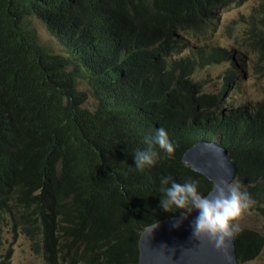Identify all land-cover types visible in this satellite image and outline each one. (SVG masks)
Listing matches in <instances>:
<instances>
[{"label":"trees","instance_id":"1","mask_svg":"<svg viewBox=\"0 0 264 264\" xmlns=\"http://www.w3.org/2000/svg\"><path fill=\"white\" fill-rule=\"evenodd\" d=\"M222 2L121 0L115 8L117 0H0V230L12 219L30 225L25 234H38L45 264H137L141 231L183 211L160 207L162 189L170 187L162 179L195 180L201 196L210 191L211 183L181 161L201 140L227 150L237 165L234 183L264 221V98L251 107L225 103L228 80L240 71L234 51L196 50L194 60L179 56L162 74L147 60L156 43L170 44L174 30L180 36L213 28ZM135 4L144 6L141 22L126 14ZM32 16L62 53L37 44ZM251 20L253 35L248 30L244 41L261 54L264 73V17ZM139 50L142 67H133ZM223 63L228 79L220 94L192 82L196 68ZM79 79L96 100L92 110L82 107L87 96L77 90ZM159 128L173 155L154 145L156 162L137 169L135 153ZM234 238L236 261L245 264L264 250V222L260 231L241 229ZM94 248L99 258L88 257ZM77 253H84L82 263Z\"/></svg>","mask_w":264,"mask_h":264},{"label":"rangeland","instance_id":"2","mask_svg":"<svg viewBox=\"0 0 264 264\" xmlns=\"http://www.w3.org/2000/svg\"><path fill=\"white\" fill-rule=\"evenodd\" d=\"M113 5L117 8L121 5V0H117V3ZM165 9H168V7ZM253 13L258 18L264 17V0H239L236 7L232 4H227L223 9L218 10L215 30L210 34L211 39H207V42L211 46L215 45L227 48L228 50L231 49L230 52L235 49V56H237V59H240V62L236 66L239 65L242 71L235 80H229V92L226 97L233 99L236 105L249 107L255 106V104H258L264 98V73H262L261 65L250 58L251 55L247 52L249 49H244L242 48V43L239 44L237 26L240 25L241 15L251 16ZM27 22L29 27L36 32L37 44L46 53L54 55L62 53V46L47 31L48 29H46L41 20L32 16L27 19ZM202 42H205V39L201 36L189 38L186 40V43L182 40L181 44H186L184 46V54L187 52V45L195 47ZM226 64L218 66L210 65L207 70L203 68L196 70L194 77L197 81H200L207 94L213 95L217 90L221 89L222 80L220 81V78L222 79L226 73L228 67ZM255 69L259 75H254ZM77 90L86 92L87 100L85 101V108L94 109L96 100L90 93L89 87L81 79L78 80ZM238 223L240 229H252L256 231L261 230L263 225L262 219L256 214L252 205L245 211ZM44 224L50 226V222ZM29 226L23 227V222L14 219L5 223V226L0 230V237H2V242L0 243V264H45L46 257L43 249L41 250L39 247L38 234H25L29 230ZM37 228L42 230L44 227L39 224ZM82 242L90 245L85 238H83ZM91 251L88 256L89 258H93L98 254L96 248L94 250L91 249ZM83 254H74L77 262H83ZM96 258H99V254ZM49 264H54V260L50 259ZM246 264H264V251L257 259Z\"/></svg>","mask_w":264,"mask_h":264},{"label":"clouds","instance_id":"3","mask_svg":"<svg viewBox=\"0 0 264 264\" xmlns=\"http://www.w3.org/2000/svg\"><path fill=\"white\" fill-rule=\"evenodd\" d=\"M226 1L234 7L239 2V0ZM143 9L144 6L141 4L127 6L128 19L141 22L144 12H138ZM187 47L190 48V51L194 50L193 46L187 45ZM229 55L232 56V54ZM254 75H259L256 69ZM256 108L259 109V107ZM146 143L147 147L142 151L138 150L134 155L137 169L143 170L146 166H152L156 162L158 153L154 145L158 146L168 157L174 153V145L163 128L157 129L155 136ZM161 183L163 185L170 183V187L162 189L164 197L161 199L160 207L166 212H171V207L175 206L183 210L181 213L184 218H187V214H190L193 209H198L199 214L192 223V236L201 242L206 239L217 251L226 250L228 242L241 230L238 221L251 206L250 194L247 191H242L238 184L228 180H221L216 185L215 193L211 198L199 194L197 190L198 181L195 180L180 184L172 180L171 177H164ZM70 241L73 242L74 240L70 237Z\"/></svg>","mask_w":264,"mask_h":264},{"label":"bare ground","instance_id":"4","mask_svg":"<svg viewBox=\"0 0 264 264\" xmlns=\"http://www.w3.org/2000/svg\"><path fill=\"white\" fill-rule=\"evenodd\" d=\"M212 1L215 2L216 6H217L219 4L220 0H212ZM227 4H229V3L226 0H224V2H222L218 6V10L219 9H223L224 6H226ZM218 10H217V12H218ZM217 12H216V18H213L212 23H211L213 28H210L209 30L208 29H204L202 32H195V33H188V32L184 31V32H182L180 34V36H178L177 32L174 30L171 33L170 44L168 46L165 45V47L163 49H161L159 44L156 43L152 47V49L149 51L150 53L155 52V54L147 56V60H149L150 63L152 64V68L154 66H156L157 71H159V73L162 74L166 70V68L170 65L171 61L176 59L179 56H181V57L190 56L194 60L196 58V56H194L195 55L194 51H196V50H200L201 49L204 52H209V51H211L212 48H224V47L215 46V45L211 46V45H209V42H207V39H211V37H210L211 35L210 34L215 30L216 20L218 18ZM252 16H256V14L253 13V15H251V16L250 15L249 16H247V15H241L240 16V21H239L240 25L237 26L238 36H239V44L242 43V48H244V49L248 48L249 51H247V52L251 55L250 58L253 59V61H255V62H257V63H259L261 65V62H260V55L261 54L257 51L256 48L253 49V47L251 45L246 44V42L244 41L246 32L248 30L253 35L252 27L255 24L251 20ZM256 19L257 20H263V18H258L257 16H256ZM236 24H237V22H236ZM256 25L258 26V25H260V23L256 22ZM197 36H201L203 39H205V42L197 44L194 47L193 51H190V48H188L186 50L187 51L186 54H184V51H185L184 50V46H186V44H181V41L183 40L186 43L187 39H189V38L191 39V38H194V37H197ZM178 38L180 39L179 42L177 43V47H178L177 50L179 51V55L175 56L173 54V46L176 44ZM164 39H167V36H165ZM179 45H182V46H179ZM224 49L228 50L227 48H224ZM229 50H231V49H229ZM232 51H234L233 54L235 56V52H236L235 49L232 50ZM143 53H144L143 50H139V51L135 52V59H134V61H131V66L134 67L136 65H141V67H142V64L140 63V61H139L140 59L139 58H140V56ZM136 55H138V58L136 57ZM235 59L237 60V64H238L240 62V59H237V56H235ZM162 63L164 64V68L162 70H160V67H161ZM224 64L225 63L220 64V65H224ZM146 65H148L147 62L144 63V67ZM226 65H228V67L226 69V73H225L223 78L228 79L227 70L229 68V64H226ZM216 66H218V65H216ZM202 68L204 70H207L208 66L205 65ZM198 69H201V68H196V70H198ZM236 69L238 71L240 70L239 73H236V75L238 76L241 73L242 70H241V67L239 65L236 66ZM194 75H195V73H194ZM194 75H191L192 82L195 83V84H198V86H200V90L202 92H205L204 89H203V86L200 83V81H197L195 79ZM237 76H235L232 79V81L235 80V78ZM151 78H153V75H151ZM221 80L222 79L220 78V81ZM229 80H231V79H229ZM229 80H228V89L226 88L228 91L225 92V94H224L225 95V103L231 100L230 97L229 98L226 97L227 93L229 92V86H230ZM222 85H225V80H222ZM222 85H221V89L217 90L214 94H216V93L220 94L221 93ZM220 99H222V98H220ZM228 99H230V100H228ZM234 105L236 107L239 106V105H236L235 103H234ZM82 107L85 108V105H83ZM210 112H214V109H211ZM216 152H218L221 156H219L217 159H213V156H214V154ZM188 154H189V158L188 159H184ZM181 161H182V163L184 165L188 166L195 173L200 174L201 176H203L205 179H207L211 183L210 191L214 189L216 183H218L221 180H225V175L227 173L229 174V181L230 182L234 183V181L236 180L237 165L235 163H233V161L230 158L227 150L224 147H222L217 142V140H214L212 142H208V141H204V140L196 142L195 144H193L191 147L187 148L183 152L182 157H181ZM210 191L205 195V197L210 193ZM251 205H252V207L254 208V211H255V205H253L252 203H251ZM256 214H257V212H256ZM258 216L262 219V217L260 215H258ZM171 218H173V217L164 218V219H162L160 221H163L165 219H171ZM262 221H263V219H262ZM170 228H174V227H170ZM262 228H263V225H262ZM141 236L142 235H140L139 239L141 238ZM153 238H154V236H153ZM232 242H233V264H238L237 261H236V254H235V238L232 239ZM263 251L257 257H255L254 259L249 260L248 262L257 259L263 253ZM197 261L198 260L191 261V262L195 263ZM209 261H210V259L209 258H204L202 256V252H201L200 253V260H199L198 264H208ZM248 262H246V263H248Z\"/></svg>","mask_w":264,"mask_h":264},{"label":"water","instance_id":"5","mask_svg":"<svg viewBox=\"0 0 264 264\" xmlns=\"http://www.w3.org/2000/svg\"><path fill=\"white\" fill-rule=\"evenodd\" d=\"M219 156L221 155L216 152L213 159ZM188 158L189 154L184 159ZM225 180L229 181L228 173ZM215 187L206 197L211 198L214 195ZM198 214L199 210L193 209L187 214V218L181 213L171 219L146 226L137 242V264H198L201 252L204 258L210 259L208 264H233L232 240L228 242L226 250L217 251L206 239L201 242L192 236V223ZM195 260L198 261L191 262Z\"/></svg>","mask_w":264,"mask_h":264}]
</instances>
